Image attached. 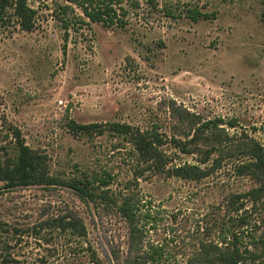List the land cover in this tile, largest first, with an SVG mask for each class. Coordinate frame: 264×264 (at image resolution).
Wrapping results in <instances>:
<instances>
[{
  "label": "rangeland",
  "instance_id": "1",
  "mask_svg": "<svg viewBox=\"0 0 264 264\" xmlns=\"http://www.w3.org/2000/svg\"><path fill=\"white\" fill-rule=\"evenodd\" d=\"M25 1L33 28L10 9L0 30V163L16 157L17 129L50 176L109 185L85 200L0 182V264H222L234 250L264 264V199L244 197L255 181L224 145L245 133L264 148V0H124L123 29L88 23L63 0ZM216 118L238 125L191 142L196 123ZM115 123L159 129L194 153L168 143L155 169ZM192 166L209 176L173 175Z\"/></svg>",
  "mask_w": 264,
  "mask_h": 264
},
{
  "label": "trees",
  "instance_id": "2",
  "mask_svg": "<svg viewBox=\"0 0 264 264\" xmlns=\"http://www.w3.org/2000/svg\"><path fill=\"white\" fill-rule=\"evenodd\" d=\"M65 2V9L69 5L77 8L84 19L88 20V23L101 24L102 26L112 29H123L127 25V21L124 19V9L121 7L124 0H63ZM154 2V0H150ZM13 9L14 15L20 19L22 27L26 31H30L33 28L34 11L30 9L25 0H0V30L6 22L8 11ZM121 12L123 14H121ZM190 18L194 21H198L200 18H208V15L202 14L198 10L191 12ZM83 20V19H81ZM84 22V21H82ZM86 22V21H85ZM198 127L195 129L192 141H198L208 131L219 130L220 126L227 124L232 128H235L238 123L237 120L232 119L224 121L221 118L207 120L202 123H196ZM94 125H80L77 128L81 130L92 129ZM111 130L115 133L130 136L136 150L140 154L144 161L151 162L152 167L155 169L165 168L166 161L164 154L161 150L168 143H173L175 148L184 154L194 153L193 149H187V147L181 144V141L171 139L168 141V136L162 133L159 129L153 128L151 131L132 132L129 125L115 123L110 126ZM15 136V148L17 150L16 157L10 163H0V182H5L9 188L27 187L31 185H47V186H65L74 190L81 198L87 200H94L97 195L94 192L102 190V187H107L109 181L106 179H99L101 184L98 187L92 184L88 179L77 180H60L49 175L47 169V161L45 156L31 150L23 141L21 133L15 129L13 132ZM236 140L237 143H234ZM224 141L225 146H231V153H228V157L236 159L240 162L238 167L239 174L241 176L248 175L255 181V187H253L248 193L244 195L247 198H251L254 202L264 199V148L254 139L248 137L243 133L238 139ZM218 142L212 143L211 148L206 152V157L203 159L202 164L206 165L209 162L211 154L216 151ZM215 151V152H214ZM218 163V160H214ZM210 174L209 169H203L200 166L192 167H178L173 171V175L185 179L201 180L208 177ZM102 196L106 194L102 191ZM241 199V196L234 195L233 202ZM133 205L126 200L120 207V211H124L131 223L135 222V214ZM236 211L241 208L235 207ZM61 225H64L61 223ZM66 226L76 229L74 224L66 223ZM135 230V229H133ZM264 244V243H263ZM222 264H242L244 261L243 256L239 250H234L230 254H223ZM99 262V261H98ZM99 264V263H98Z\"/></svg>",
  "mask_w": 264,
  "mask_h": 264
}]
</instances>
